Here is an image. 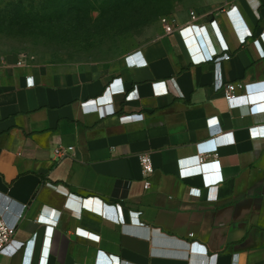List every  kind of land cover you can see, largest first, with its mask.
<instances>
[{"label": "crops", "instance_id": "obj_1", "mask_svg": "<svg viewBox=\"0 0 264 264\" xmlns=\"http://www.w3.org/2000/svg\"><path fill=\"white\" fill-rule=\"evenodd\" d=\"M189 3L114 70L0 61V264H264V0Z\"/></svg>", "mask_w": 264, "mask_h": 264}, {"label": "rangeland", "instance_id": "obj_2", "mask_svg": "<svg viewBox=\"0 0 264 264\" xmlns=\"http://www.w3.org/2000/svg\"><path fill=\"white\" fill-rule=\"evenodd\" d=\"M190 6L189 0H0V61L24 57L47 71L97 75L116 69Z\"/></svg>", "mask_w": 264, "mask_h": 264}, {"label": "built area", "instance_id": "obj_3", "mask_svg": "<svg viewBox=\"0 0 264 264\" xmlns=\"http://www.w3.org/2000/svg\"><path fill=\"white\" fill-rule=\"evenodd\" d=\"M191 17L192 19H197V14L194 11H191ZM168 23L165 27H167ZM262 37H264V34H262ZM132 57L130 55L127 60H129ZM230 54L225 53L219 59H230ZM139 65H146L147 62H139ZM219 78L221 77L220 74L218 75ZM244 84L242 82L239 83H231L225 85L223 83L222 77L219 79L218 88H222L225 94V97L227 100L232 101L235 98H237V95L235 93L237 88H243ZM134 94L136 92H133ZM248 103V102H247ZM233 140V139H231ZM54 154L56 158H67V157H75L76 151L74 146H64V145H58L54 149ZM204 157H200L199 161H204ZM139 161L141 164L142 172L145 177V188H149L151 185V182L149 180V177L154 173L155 167L153 163V159L151 154L149 153H142L139 156ZM122 209L121 205H119ZM141 212H136V215L138 216V223H142L139 215ZM22 213L20 214V218H22ZM122 221L125 222L124 218L122 217ZM18 222H11L9 221L5 216L0 215V253L11 243L13 237L15 236L16 230H17ZM193 235V234H192ZM195 243H193L194 245Z\"/></svg>", "mask_w": 264, "mask_h": 264}]
</instances>
